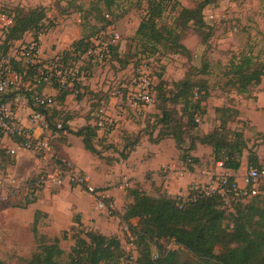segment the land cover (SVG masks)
<instances>
[{"label":"trees","instance_id":"obj_1","mask_svg":"<svg viewBox=\"0 0 264 264\" xmlns=\"http://www.w3.org/2000/svg\"><path fill=\"white\" fill-rule=\"evenodd\" d=\"M116 1L102 0L106 10H110ZM169 1L145 0V16L134 32L138 42L134 48L141 49V54L155 55L159 50L157 45H162L174 54L179 50L189 52L180 43L174 29H160L157 25ZM209 5L210 2L206 1L192 10L182 8L178 23L180 26L189 22L197 27L204 26L203 11ZM11 17L13 26L5 34V42L10 43V46L27 33L33 34V39L37 41L39 35L48 28L45 24L49 20L44 6L26 13L21 11ZM108 22V25L112 23ZM91 47L90 36L71 44L72 53L77 58ZM142 60L150 64L146 57H141L138 62ZM111 61L113 65L119 66L118 69L131 63L129 56H122L117 47L112 48ZM251 62L252 59L244 58L231 65L230 86H233L237 95L251 94L250 91L260 85L264 76V67L253 68ZM202 84L194 83L186 77L176 81L158 78L156 92L154 90L157 98L155 113L151 115L153 120H148L144 128L149 141L157 143L165 138L173 139L180 152V160L187 167L197 163L191 156L197 144L209 147L213 161L222 163V168L227 170H239L244 152L247 153L249 167L264 166V156L260 160L255 152L256 147L248 146L244 125L240 130L231 128L239 115L236 109L230 106L216 108V124L207 133L201 132L195 117L201 118L204 115L208 99L206 87ZM32 95L33 92L27 93L29 100L33 101ZM34 110L39 109L34 105ZM50 128L53 132L64 131L63 128L57 129L53 123ZM97 131L95 125H88L71 133L82 138L87 151L100 156L95 147ZM154 132L156 135L153 138ZM257 135L261 145H264V130L257 132ZM140 138V132L124 135L120 158L126 159L138 146ZM12 139L17 146L24 142L21 137ZM5 156L4 151L0 150L2 161H8ZM35 156L38 158L36 153ZM52 162L64 170L68 169L66 162L56 154ZM128 197L132 202L126 206L122 220L128 225L132 237L131 243L137 254L134 260H129L131 254L124 252L115 236H105L98 231L85 229L79 221H75V225L69 229V233H73L71 237L65 231L61 238L50 240L44 235H37L34 229L35 249L29 258L20 259L17 264H264V194L257 192L249 200H239L230 206L225 205L218 196L198 197L192 202H183L178 196L171 197L160 191L156 196L148 195L137 186L128 190ZM131 220H136V224H132ZM68 237L74 244L66 252L60 243L69 240ZM166 242L174 243L178 250L165 251L163 247ZM180 251H186L192 260L181 262ZM0 264L5 263L0 261Z\"/></svg>","mask_w":264,"mask_h":264},{"label":"rangeland","instance_id":"obj_2","mask_svg":"<svg viewBox=\"0 0 264 264\" xmlns=\"http://www.w3.org/2000/svg\"><path fill=\"white\" fill-rule=\"evenodd\" d=\"M206 1H209L210 5L203 11L204 26L197 27L191 22L180 26L178 18L182 8L192 10ZM43 5L47 9V16H49L47 17L49 21L45 24L46 28L48 27L46 32L54 29V32L59 36L65 34L69 39L77 36L79 38L90 36L92 42H107L110 40L111 34L105 30L109 26L108 21H111V30L119 35V40L114 47H117V51L122 56H129L134 69L140 63L138 61L141 57H146L149 60L155 92L159 77H164L167 81L168 79L176 81L186 77L194 83H203L208 99L204 115L201 116L198 126L211 124L213 112L218 105L229 104L243 109L242 113L245 116L242 119H250L243 122L248 146L256 147L255 152L258 157L262 156L259 154L262 153V150H260L261 142L257 132L264 128V95L261 98H252V94L256 91L255 88L250 91L251 94L237 95L233 86H230L232 84L230 72L231 65L241 62L244 58L252 59L251 67L253 68L264 67V0H170L157 25L160 29H174L179 36L180 43L189 52L179 50L177 54H174L162 45H157L159 50L155 55H143L141 49L134 48L138 43L135 40L134 32L145 16L147 8L145 0H117L116 4L111 5L110 10L105 9L102 0H7L6 10L14 17L21 11L26 13ZM106 14L109 15L108 19ZM26 35L28 33L24 35L26 40L33 39V34L30 33L27 37ZM85 63L87 69L89 67L90 74L94 70V83L97 89L100 84L103 89L108 86L111 87L110 90L115 88L116 84H113L114 80L111 79L113 76L109 72L115 74L118 65H113L111 62L103 66L89 61H85ZM103 78L106 79L102 81ZM156 102L157 98H155L154 108ZM251 102L254 104L250 106ZM48 142L52 147L51 141ZM201 153L207 160L208 152L202 151ZM209 161L207 160L203 165L206 163L207 167H210ZM8 163L9 161L0 159V169ZM69 167L74 174L85 176L83 172L72 165ZM54 168L55 164L50 160L44 167L38 168L34 176L18 180L14 184L1 180L2 178L9 179V177H0V183L12 185V191L7 193L6 200L2 199L1 195L3 194L0 189V208L9 206V209L4 212L0 210V261L3 263L17 264L20 259L30 257L36 246L34 229L37 235H44L50 240L54 237L61 238L62 233H55L58 229L50 223L51 220L47 216L43 217L40 212H35L31 224H28L24 222V216L21 218L22 212L20 211L26 209L27 205L29 206L36 200L43 190H47V194H49L51 189H58L64 185L75 187L68 183L66 178L62 179L61 185L42 182L47 173L52 172ZM248 168L243 169L241 177L236 179L240 185H243L242 177ZM0 174L7 175L3 170H0ZM124 183H122L123 186ZM254 187L257 192L264 194V181H259ZM32 192L34 193L32 194ZM114 216L115 212L112 217H105V220L112 222ZM116 230L120 234L114 236L119 239L124 252L137 255L127 240L125 223L117 224ZM72 235L73 233H69L68 230V236ZM70 237H68L69 240L60 243L61 248L66 252H69L74 244ZM163 249L165 251L178 250V247L172 242H166ZM179 253L181 262L187 263L192 260V256L186 251Z\"/></svg>","mask_w":264,"mask_h":264},{"label":"crops","instance_id":"obj_3","mask_svg":"<svg viewBox=\"0 0 264 264\" xmlns=\"http://www.w3.org/2000/svg\"><path fill=\"white\" fill-rule=\"evenodd\" d=\"M54 31V29L47 31L37 38L43 60L60 54H66L69 58H73L71 44L78 41L79 36L69 39L67 35L59 36ZM73 60L76 61V57ZM111 63L114 64L112 61ZM93 71L87 81L69 87L66 91L39 88L37 92L53 98V105L44 111L46 119L50 122L49 124L53 123L64 129L63 132H53L51 129L47 133L52 144L53 155L56 154L67 164L83 172L92 186L106 191L107 195L114 201L115 216L113 221L107 222L105 220V216L95 209L93 198L85 194L82 189L64 185L58 189H51L49 194H47V190L41 191L36 200L29 206L27 205L26 209L20 210L22 212L21 218L24 216V222L31 224L34 217L33 213L40 212L43 217L47 216L51 220L50 223L58 229L55 233L68 231L75 225V221H79L86 229L98 231L105 236H114L120 234L116 230L117 224L124 223L122 216L125 207L132 202V199L128 197L129 189L137 186L151 196H156L158 191L171 197L186 196L192 182L206 183L209 177L224 172L239 179L242 170L249 167L246 152L241 159L239 170L233 171L222 168V163L214 162L209 147L197 144L196 149L191 152V156L197 161L194 163L192 173L189 176L179 177L177 171L184 168V165L180 160V152L177 150L174 140L165 138L157 143H152L149 141L148 134L144 132L147 121L153 120L149 114L155 113L154 107L133 109L128 107L125 97L123 98L124 106H126L125 112L121 114L118 111L119 102L112 96L113 90L118 87H130L134 72L133 64L130 63L125 68L115 70V74L109 72L113 76L111 78L114 80L113 84H116L115 88L113 87L111 90L109 86L103 89L101 84L97 89ZM105 79L103 78L102 81ZM263 82L264 76L261 78L260 85L255 88L256 91L252 94V98H261L264 95ZM126 93L127 90H124L123 94ZM11 97L19 98L18 116L27 126L26 118L34 109L33 101L29 100L27 93H23L21 88H16ZM253 104L251 102L250 106ZM224 106H230L239 113L236 122L231 124L232 129L240 130L243 127V122L250 120L242 119L245 115L242 113L243 109L239 107L221 104L215 108ZM99 111H104L108 116L117 119L118 126L112 131L96 132L95 147L100 152V156H96L84 148L81 137L72 133L88 125L94 126ZM214 124H216L215 111L211 124L199 126V129L202 133H207ZM245 130L243 128L244 135ZM263 130L264 128L258 132ZM138 132L141 134L138 146L126 159L120 158L119 152L122 148L123 136ZM155 135L156 132L153 133V138ZM108 146L112 147L108 150L105 149ZM260 147L262 153L259 154L262 156H259V159L261 160L264 156V145ZM0 150L4 151L7 155L5 159L9 161L0 169L5 171L7 175L0 174V177H9V179L2 178L1 180L8 181L10 184L34 176L38 168L44 167V163L35 156V153L19 149L12 138L0 141ZM202 151L208 152L207 160H210V167H207L206 163L203 165L207 160L202 155ZM124 182L125 185L123 186L122 183ZM8 207H2L0 210L4 212L9 209ZM136 222V220H131L132 224H136Z\"/></svg>","mask_w":264,"mask_h":264},{"label":"built area","instance_id":"obj_4","mask_svg":"<svg viewBox=\"0 0 264 264\" xmlns=\"http://www.w3.org/2000/svg\"><path fill=\"white\" fill-rule=\"evenodd\" d=\"M6 3L7 0H0V141L12 137L23 138L24 142L18 148L36 153L38 159L46 165L52 160L53 153L47 137L51 128L44 111L53 105V98L38 93L37 89L66 91L69 87L84 83L91 77L85 61L101 66L109 63L112 59V48L119 40V35L112 31V26L109 25L105 31L111 34L110 40L92 42V47L84 51L79 59L73 57H76V61L66 54L55 55L44 61L39 43L34 39L26 40L23 37L11 46L5 42V34L13 26V19L6 10ZM106 18L109 17L106 15ZM153 81L149 63L145 60L140 61L134 69L130 87H118L113 90L112 96L119 102V113L125 112L126 106L123 103L125 97L128 107L133 109L153 108L155 105ZM16 88H21L25 94L33 92V103L39 109L30 111L26 118L27 126L18 116L19 98L11 97ZM124 90H127L125 95ZM96 116L95 126L98 131L108 132L117 128V119L108 116L104 111H99ZM200 121V116H196L195 122L199 125ZM56 127L61 128L59 125ZM66 166L68 169L64 170L61 166L55 165L54 170L49 171L42 182L61 185L62 179L66 178L68 183L79 187L93 198L95 209L100 214L112 217L115 212L114 201L106 191L92 186L86 176L74 174L67 163ZM193 169L194 164L184 166L177 171L178 176H189ZM242 178L243 185H240L236 178L228 173L216 174L209 177L205 185L196 181L190 184L188 194L178 197L183 202H192L198 197L218 196L227 206L239 200L245 202L257 194L255 184L264 181V166L249 167ZM0 189L2 199L6 200L7 193L12 191V185L0 183ZM125 230L129 245L133 246L127 224ZM129 260H134L133 254Z\"/></svg>","mask_w":264,"mask_h":264}]
</instances>
